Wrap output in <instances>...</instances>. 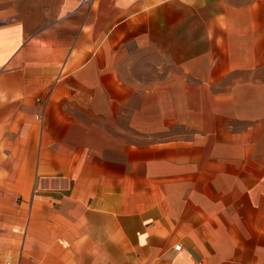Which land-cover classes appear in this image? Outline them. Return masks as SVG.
I'll return each instance as SVG.
<instances>
[{
	"label": "crops",
	"instance_id": "1",
	"mask_svg": "<svg viewBox=\"0 0 264 264\" xmlns=\"http://www.w3.org/2000/svg\"><path fill=\"white\" fill-rule=\"evenodd\" d=\"M0 264H264V0H0Z\"/></svg>",
	"mask_w": 264,
	"mask_h": 264
},
{
	"label": "built area",
	"instance_id": "2",
	"mask_svg": "<svg viewBox=\"0 0 264 264\" xmlns=\"http://www.w3.org/2000/svg\"><path fill=\"white\" fill-rule=\"evenodd\" d=\"M181 249V246H175V250L179 251Z\"/></svg>",
	"mask_w": 264,
	"mask_h": 264
}]
</instances>
